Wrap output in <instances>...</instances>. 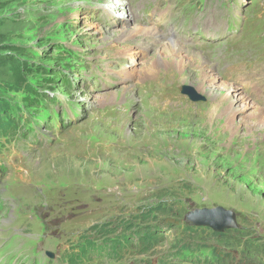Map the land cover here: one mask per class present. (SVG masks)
I'll return each instance as SVG.
<instances>
[{
	"label": "rangeland",
	"instance_id": "374dc122",
	"mask_svg": "<svg viewBox=\"0 0 264 264\" xmlns=\"http://www.w3.org/2000/svg\"><path fill=\"white\" fill-rule=\"evenodd\" d=\"M106 1L0 0V104L20 126L0 139V264H72L83 249L84 262L73 264H264L263 102L223 81L216 62L243 65L245 47L230 45L235 39L202 52L180 44L178 29L162 30L179 23L247 43L264 32V0H129L134 20L112 10L118 26L101 11ZM133 27L163 37L118 36ZM168 34L180 58L165 51ZM183 85L205 101L180 96ZM224 85L242 101L227 104ZM217 207L236 214V230L216 237L183 221ZM154 226V248L112 247Z\"/></svg>",
	"mask_w": 264,
	"mask_h": 264
},
{
	"label": "bare ground",
	"instance_id": "6f19581e",
	"mask_svg": "<svg viewBox=\"0 0 264 264\" xmlns=\"http://www.w3.org/2000/svg\"><path fill=\"white\" fill-rule=\"evenodd\" d=\"M68 1V0H67ZM83 2L81 3V4H78V6L79 5H84V4H89V3H91V5H93V2H95V4L97 3V1H98V3L99 2H104V0H82ZM129 3H130V1L129 0H125V1H123V2H121V3H114L113 2V0H108V1H106V4L105 3H103L102 4V9H101V11H102V13L105 15V17H107L108 19L110 18L111 19V23H112V25H114V26H118L119 25V23H121V19H120V21L119 20H115V19H113L114 17H116L115 15L114 16H111V12H112V10H116V9H121V11H120V13H118V14H120L121 16H126L127 17V19H131L132 21L134 20V17L132 16V12H133V5H132V3H131V6L129 5ZM90 5V6H91ZM109 6H110V8H109ZM106 7V8H105ZM130 7H131V9H130ZM125 8V9H124ZM128 8V9H127ZM127 9V11H125ZM112 14H113V12H112ZM118 17V16H117ZM262 21V20H261ZM220 25V24H219ZM114 26H112V27H114ZM228 26V25H227ZM230 29V28H229ZM228 29V30H229ZM230 31V30H229ZM146 33H148V34H151L152 33V35L151 36H156V38L155 39H157V38H162L163 36H160V37H158L159 35L155 32V33H153V32H150V30L149 29H146V28H142V27H133L132 29H130V30H128V29H126V28H124V29H122L119 33H118V36L119 37H121L122 35L123 36H125V35H127V36H138V34H146ZM147 34V35H148ZM169 35V34H168ZM122 36V37H123ZM168 38H169V40H168V43H167V46H165V51H168L169 53H172V54H170L173 58H180V57H176L177 56V54H178V52H180V51H182V49H183V47H181V46H179L180 44L177 42V41H175L174 40V37L172 36V35H169V36H167ZM119 39V38H118ZM171 41V42H170ZM152 42V44H151V46H154V44H157L155 41H154V39H153V41H151ZM174 42V43H173ZM177 44V45H176ZM179 44V45H178ZM232 48H233V46H232ZM236 48V47H235ZM219 49H221V48H219ZM224 49V48H223ZM241 49V48H240ZM222 50V49H221ZM220 50V51H221ZM216 51V50H215ZM241 51V50H240ZM218 52V51H217ZM222 52H223V50H222ZM226 52V51H225ZM231 53V52H230ZM168 54V53H167ZM213 54V53H212ZM220 54V53H219ZM229 54V53H228ZM242 54V53H241ZM241 54H239V55H241ZM223 56V55H222ZM234 57V56H233ZM255 57V56H254ZM254 57H252V58H254ZM217 58H219V57H217ZM236 58V57H235ZM238 59V58H237ZM242 59V58H241ZM165 60V59H164ZM239 60V59H238ZM238 60H237V63H238ZM254 60V59H253ZM262 60H264V59H262ZM210 61H212L211 60V58H210ZM250 61H251V59H250ZM168 62V61H167ZM236 66V65H235ZM262 70V69H261ZM208 73V72H207ZM215 74H216V76H217V73L216 72H214ZM206 76H207V80L205 79V81H203L204 82V84H206V83H208V81H210L211 82V84H212V86H214V83H215V81H216V79L217 78H215L214 76H213V74L211 75H208V74H206ZM219 76V75H218ZM217 76V77H218ZM220 78H222L223 79V77L224 76H219ZM201 80V79H200ZM228 89V90H227ZM228 91V93H232V95H230V96H226V97H224L225 99V101L227 102V104H228V100L230 101L229 103L230 104H237L238 102H240V101H242V99H241V97L239 96V93H236L237 92V88L235 87V86H227V85H224L223 86V89L219 92L220 94L222 93V94H224V92H227ZM241 91V90H240ZM242 92V91H241ZM218 94V93H217ZM213 96V95H212ZM231 101L232 102H234V103H231ZM232 105L230 106V108H229V111L230 112H232V113H234V114H236V110L234 109V108H232ZM247 104H244V108H245V106H246ZM228 108V107H227ZM240 108V107H239ZM238 108V109H239ZM232 109V110H231ZM239 111V110H238ZM232 116V115H231ZM231 116H229V118L231 117Z\"/></svg>",
	"mask_w": 264,
	"mask_h": 264
},
{
	"label": "water",
	"instance_id": "95a60500",
	"mask_svg": "<svg viewBox=\"0 0 264 264\" xmlns=\"http://www.w3.org/2000/svg\"><path fill=\"white\" fill-rule=\"evenodd\" d=\"M181 94L188 97L193 103H199L200 101H205V98L197 94L195 90L190 86H182ZM183 221L187 226L194 228H208L212 232L222 234L226 230H236L237 217L233 211L224 210L223 208H213L201 210H191L188 211L184 216ZM51 258L53 256L49 254Z\"/></svg>",
	"mask_w": 264,
	"mask_h": 264
},
{
	"label": "trees",
	"instance_id": "16d2710c",
	"mask_svg": "<svg viewBox=\"0 0 264 264\" xmlns=\"http://www.w3.org/2000/svg\"><path fill=\"white\" fill-rule=\"evenodd\" d=\"M59 50V49H58ZM6 65L5 60L0 58V66ZM28 67H22L20 68V72L22 74V78L24 75V72L28 71ZM13 73H18L17 70H14ZM44 75V74H43ZM22 78L20 77L19 80ZM51 76L47 75L46 78L43 77L42 82L46 83V84H52L51 83ZM31 91V90H30ZM33 92V91H31ZM38 100V99H37ZM6 110V105H4L3 103L0 104V139L1 138H8L13 132L14 129H12L11 127L14 126L13 124V117L11 116V114L9 112H7L6 114H2L3 111ZM15 120V118H14ZM161 208V210L165 207H161V206H157V211ZM168 209V208H167ZM149 213V212H146ZM131 228H126V230H130ZM159 229L158 226H154V227H149L146 229H142L140 230H136L135 233L137 235H140V244L145 247L147 250L152 249L155 247V245H157V242L159 241V237L156 233L155 230ZM191 230V229H189ZM159 233V232H158ZM216 237H222L221 234L217 233V234H213ZM126 236H123L120 241H123V239H125ZM82 255V252H80L78 255L75 256H71L70 257V261L73 263H75V259L80 258V256Z\"/></svg>",
	"mask_w": 264,
	"mask_h": 264
}]
</instances>
